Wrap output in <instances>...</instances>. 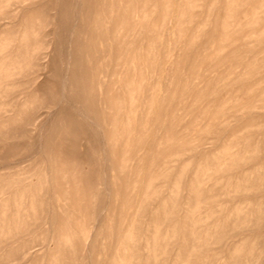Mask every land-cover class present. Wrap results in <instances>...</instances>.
<instances>
[{
    "label": "rangeland",
    "instance_id": "374dc122",
    "mask_svg": "<svg viewBox=\"0 0 264 264\" xmlns=\"http://www.w3.org/2000/svg\"><path fill=\"white\" fill-rule=\"evenodd\" d=\"M0 264H264V0H0Z\"/></svg>",
    "mask_w": 264,
    "mask_h": 264
},
{
    "label": "bare ground",
    "instance_id": "6f19581e",
    "mask_svg": "<svg viewBox=\"0 0 264 264\" xmlns=\"http://www.w3.org/2000/svg\"><path fill=\"white\" fill-rule=\"evenodd\" d=\"M74 12V11H73ZM71 39V38H70ZM70 46V45H69ZM70 56V55H69ZM68 65V64H67ZM65 83V82H64ZM63 88V87H62ZM104 150V149H103Z\"/></svg>",
    "mask_w": 264,
    "mask_h": 264
}]
</instances>
